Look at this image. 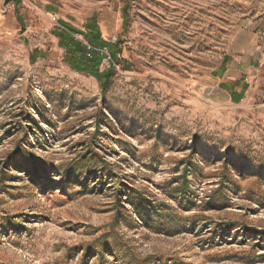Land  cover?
<instances>
[{
    "label": "rangeland",
    "instance_id": "1",
    "mask_svg": "<svg viewBox=\"0 0 264 264\" xmlns=\"http://www.w3.org/2000/svg\"><path fill=\"white\" fill-rule=\"evenodd\" d=\"M0 15V264H264V0ZM91 17L119 47L98 49L105 92L59 34L88 45ZM236 64L234 103L216 81Z\"/></svg>",
    "mask_w": 264,
    "mask_h": 264
},
{
    "label": "trees",
    "instance_id": "2",
    "mask_svg": "<svg viewBox=\"0 0 264 264\" xmlns=\"http://www.w3.org/2000/svg\"><path fill=\"white\" fill-rule=\"evenodd\" d=\"M86 32L83 33L85 39L89 41L92 48L88 45L77 41L73 37V32H81L76 27L67 25L66 30H62L59 34L62 39V47L67 50L66 62L73 67L77 72H86L96 77L101 84V89L105 92L108 88L111 73L115 70V66L111 65L104 70L100 66L106 56L98 51V49L107 48L110 57L113 61L118 60L117 44L105 40L101 36V28L96 17H91L86 21Z\"/></svg>",
    "mask_w": 264,
    "mask_h": 264
},
{
    "label": "crops",
    "instance_id": "3",
    "mask_svg": "<svg viewBox=\"0 0 264 264\" xmlns=\"http://www.w3.org/2000/svg\"><path fill=\"white\" fill-rule=\"evenodd\" d=\"M242 74V71L237 68V64L230 65L225 70L224 74H222V76H220L216 81L217 88L226 95L223 96L225 98L228 97V99L234 103H237L235 102L236 100L242 101L244 99V94H242L244 89L241 87L242 83L244 82L242 80Z\"/></svg>",
    "mask_w": 264,
    "mask_h": 264
},
{
    "label": "built area",
    "instance_id": "4",
    "mask_svg": "<svg viewBox=\"0 0 264 264\" xmlns=\"http://www.w3.org/2000/svg\"><path fill=\"white\" fill-rule=\"evenodd\" d=\"M1 16V15H0ZM53 20L54 21H57V17L56 16H53ZM88 48L90 49V48H92L89 44H88Z\"/></svg>",
    "mask_w": 264,
    "mask_h": 264
}]
</instances>
